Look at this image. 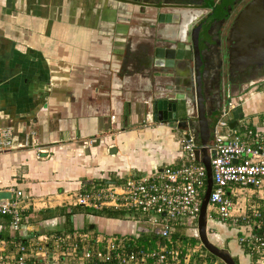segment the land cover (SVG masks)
Masks as SVG:
<instances>
[{
    "label": "crops",
    "instance_id": "0c3cea01",
    "mask_svg": "<svg viewBox=\"0 0 264 264\" xmlns=\"http://www.w3.org/2000/svg\"><path fill=\"white\" fill-rule=\"evenodd\" d=\"M189 2L0 0V139L6 133L10 143L6 149L0 143V201L16 191L26 199L24 240L42 235L38 227L57 232L62 218L39 221L36 214L69 206L89 185L110 180L111 171L145 174L180 163L172 125L136 126L151 123L150 100L183 74L179 65L172 78L156 77L152 50L192 24ZM251 32L241 28L236 42H248ZM258 86L231 96V119L261 122ZM28 133L47 155L20 148ZM90 221L96 231H120L118 220ZM6 232L0 218V235ZM232 245L230 256L240 260Z\"/></svg>",
    "mask_w": 264,
    "mask_h": 264
},
{
    "label": "built area",
    "instance_id": "2783aa9c",
    "mask_svg": "<svg viewBox=\"0 0 264 264\" xmlns=\"http://www.w3.org/2000/svg\"><path fill=\"white\" fill-rule=\"evenodd\" d=\"M233 109L230 99L221 105L204 145L195 141L190 127L181 130L173 125L179 164L145 174L115 175L89 185L69 205L123 212L118 221L128 229L53 232L23 243L19 238L27 224L26 199L16 191L13 198L0 201V218H8L7 231L17 237L0 240V264H210L197 236L206 181L200 150L206 152L211 179L205 208L207 241L227 247L228 237L218 234H231L241 256L236 264H264V117L255 124L247 117L233 120ZM232 121L235 126L229 128ZM0 143L1 148L10 147L6 133ZM20 148L34 150L36 157L48 154L33 133L24 136ZM188 233L198 246L187 243Z\"/></svg>",
    "mask_w": 264,
    "mask_h": 264
},
{
    "label": "flooded vegetation",
    "instance_id": "af4514ba",
    "mask_svg": "<svg viewBox=\"0 0 264 264\" xmlns=\"http://www.w3.org/2000/svg\"><path fill=\"white\" fill-rule=\"evenodd\" d=\"M189 1L191 8L188 9L194 12L188 16H192V23L196 20L190 28L189 37L193 39V33L197 34V42L194 45L191 40V53L184 66L191 74L190 80L196 79L195 83L192 82L193 95L195 99L196 95H199V102L189 105L187 117L180 112L182 106L175 104L176 120L185 125L187 122H197L196 108L199 105L209 130L223 102L231 99L235 92L246 86L253 87L264 81V32L251 35L248 42L239 40L237 43V37L234 35L240 33L242 38L243 35L240 29L235 31L233 28L237 18L246 8L247 15L255 18L262 16L260 23L264 27V0H259V3L258 0ZM247 53L251 55L250 58H244ZM170 104L172 105V102ZM149 109L151 121L154 116L156 120L153 122L172 126L177 123L168 119L171 117L170 111L154 112L151 105ZM158 117L161 121L157 120Z\"/></svg>",
    "mask_w": 264,
    "mask_h": 264
},
{
    "label": "water",
    "instance_id": "95a60500",
    "mask_svg": "<svg viewBox=\"0 0 264 264\" xmlns=\"http://www.w3.org/2000/svg\"><path fill=\"white\" fill-rule=\"evenodd\" d=\"M256 3V2H255ZM259 3V0L258 2ZM256 3V4H257ZM259 7V6H258ZM252 9V6H250ZM249 8V9H250ZM248 8L244 10L239 15V18H237V21L233 28L235 31H239L244 29L252 30L250 33L251 35H258L262 34L264 32V27L261 25L262 16H257L256 20H249L247 21V18L249 19V15H247ZM162 19V17L159 16L158 20ZM196 21V20H195ZM195 21L189 26V24L180 25V29L177 30V33H175L170 41L166 43L165 46L161 47H155L152 50V66L155 71V76L158 78H172L176 72L175 68L177 66H183L184 71L180 78L175 79V83H171V85L166 86V92L163 94L159 93V96L156 98H153L150 100L149 105H151L152 111H165V112H171V121L177 122V125L181 129H185L187 127H190L193 132V137L195 141L201 145H204L207 142L208 136H209V130H208V124L207 120L205 119L203 115V111L201 110V106L198 105V108H196V116H197V122H190L188 125H185L183 122H180L176 120V110H175V104L182 106V113L185 117H187V108L189 105L199 102L198 96L196 95V99L193 95V83L196 82V79L190 80L191 74H189L187 69L185 70V63L189 60L190 51L191 50V40L194 42H197V34L193 33V39H191L190 36V28L195 23ZM248 22L250 23L248 24ZM244 24V25H243ZM243 25V27H242ZM249 25V26H248ZM254 25V26H253ZM252 26L254 28H252ZM251 28V29H250ZM245 39V37H244ZM182 67V69H183ZM188 73V74H187ZM173 75V76H172ZM172 76V77H170ZM180 85L182 89L180 90L177 88V86ZM172 102V105L170 104ZM161 106V108H160ZM159 116L160 114L157 113ZM152 120L155 121L156 118L153 116ZM158 121H161V118H157ZM235 126V123L232 122L229 125V128H233ZM114 149L110 148L108 151L109 155L114 154ZM201 155L199 157L200 162L205 167L206 172V181H205V191L201 200L198 219H197V236L200 244L202 245V248L212 257L219 260L222 264H234L232 258L224 251L219 250L217 247L211 245L205 236V208L208 200V194L211 186V179H210V171H209V164H208V158L206 155L205 150H200ZM194 159L195 161L198 160V152L196 151L194 153ZM89 229H91V226H89Z\"/></svg>",
    "mask_w": 264,
    "mask_h": 264
},
{
    "label": "trees",
    "instance_id": "16d2710c",
    "mask_svg": "<svg viewBox=\"0 0 264 264\" xmlns=\"http://www.w3.org/2000/svg\"><path fill=\"white\" fill-rule=\"evenodd\" d=\"M36 215L41 217L40 219H38L39 221L51 219L54 217L62 218L64 228L66 229L67 227V229L64 230L62 233H71L73 231V226H72L71 221H72V217L77 216V215L97 217V218L110 219V220H121L125 216L123 212L114 211L110 209L93 210V209H88V208L72 207V206L55 208L53 210H45L42 212H38ZM23 217H25V215ZM3 218L5 220V224L7 225L8 218L7 217H3ZM26 218H27V224H29L28 223L29 218L27 216ZM24 228L25 227H23V229ZM9 239H17V237L16 235L10 234V233L8 234L7 232L0 235V240L7 241ZM19 240L23 243L27 241V240H24L23 238H19ZM187 241L189 242L191 246H194L197 242L195 239H187ZM208 257L211 259H215L214 257L210 255Z\"/></svg>",
    "mask_w": 264,
    "mask_h": 264
},
{
    "label": "rangeland",
    "instance_id": "374dc122",
    "mask_svg": "<svg viewBox=\"0 0 264 264\" xmlns=\"http://www.w3.org/2000/svg\"><path fill=\"white\" fill-rule=\"evenodd\" d=\"M259 86L257 87V89H263L264 88V81H263V83H260V84H258ZM263 117H264V114L262 115ZM154 123H158V124H161V122L159 123V122H153V121H151V123H148V124H143V123H141V122H139V123H137V126L136 127H145V128H150V127H152L153 125H154ZM164 124V123H163ZM134 125H136V124H134ZM169 126V125H168ZM172 133H174V131H172L171 132V134ZM172 136H174V138H173V140H174V142H176V140H177V138H176V136L175 135H173L172 134ZM121 171H119V170H114V171H111L110 172V174L108 175L109 177H110V180H113L115 177V173L116 174H119ZM133 172H136V171H132V170H129L128 172H126V173H121V175H127V174H131V173H133ZM120 175V176H121ZM80 216H82V215H80ZM83 218H81V219H79L80 221H77V219H74L73 221H72V226H73V230H76V229H81V231H83V230H85V229H88V230H90L89 229V226H91V230L92 229H94V227H95V225H93L91 222L92 221H90L91 220V218H90V216H82ZM83 219V220H82ZM31 222L32 223H34L33 222V219H31ZM83 222V223H82ZM63 224V223H62ZM99 224V223H98ZM38 234L39 233H45V234H43L42 233V235H46V233L47 232H44L43 231V229L41 228V227H38ZM66 229H67V227H66ZM65 228H64V226L63 225H60V228H58V230H57V232H63L64 230H66ZM123 229H128V225H126V224H119V230L121 231V230H123ZM113 232H114V230H113ZM116 232H118V231H115V233ZM214 232V231H213ZM216 233H219V232H217V231H215ZM219 235V237L221 238V237H224V236H227L228 237V239H225L226 241H227V247H225V245H222V247H221V245H216L217 247H218V249H223L224 251H226L227 253H231V250H232V244H233V242L232 241H234L233 239H234V237L231 235V234H222V233H219L218 234ZM34 238L36 237V235H34L33 236ZM186 238H188V239H192V237H191V234H187V237ZM225 238V237H224ZM233 238V239H232ZM186 243V242H185ZM187 243H189V242H187ZM196 245L198 246L199 245V242L197 243L196 242ZM48 252H50V243L48 244ZM220 247V248H219ZM227 248V249H226ZM202 249V248H201ZM52 253H54V251L52 252ZM202 254H204L203 252H202ZM49 256H50V253H49ZM54 258H56L57 257V255H54L53 256ZM207 258V257H206ZM233 260H234V262H235V264H236V260L233 258ZM212 263H215V264H222L219 260H217L216 258L215 259H210V264H212Z\"/></svg>",
    "mask_w": 264,
    "mask_h": 264
}]
</instances>
